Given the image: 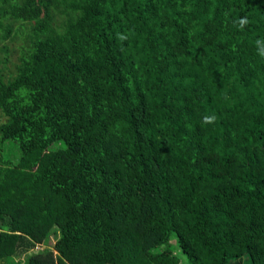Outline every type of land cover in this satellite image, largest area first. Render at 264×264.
Listing matches in <instances>:
<instances>
[{
	"label": "trees",
	"instance_id": "16d2710c",
	"mask_svg": "<svg viewBox=\"0 0 264 264\" xmlns=\"http://www.w3.org/2000/svg\"><path fill=\"white\" fill-rule=\"evenodd\" d=\"M257 41L264 0H0V264H264Z\"/></svg>",
	"mask_w": 264,
	"mask_h": 264
},
{
	"label": "rangeland",
	"instance_id": "374dc122",
	"mask_svg": "<svg viewBox=\"0 0 264 264\" xmlns=\"http://www.w3.org/2000/svg\"><path fill=\"white\" fill-rule=\"evenodd\" d=\"M173 241H175V240H173ZM44 247H46V248H48V246H44ZM44 247L43 246H38V247H36V251L38 252V251H41L42 249H44ZM51 248H52V246H51ZM171 249H172V251L182 260V262L184 263V264H187V259L185 258V256L182 254V252L177 248V246H171ZM26 257L27 255L25 254V255H21V258H23V257ZM19 258L17 257L16 258V260H18Z\"/></svg>",
	"mask_w": 264,
	"mask_h": 264
},
{
	"label": "clouds",
	"instance_id": "9594fccd",
	"mask_svg": "<svg viewBox=\"0 0 264 264\" xmlns=\"http://www.w3.org/2000/svg\"><path fill=\"white\" fill-rule=\"evenodd\" d=\"M247 23V20L246 19H241L240 21H239V24H240V26L241 27H243L245 24ZM261 43H264V42H261V41H257V45L259 46ZM260 54L261 55H264V49H261L260 50ZM214 119V117H204V122L205 123H210V122H212V120Z\"/></svg>",
	"mask_w": 264,
	"mask_h": 264
}]
</instances>
